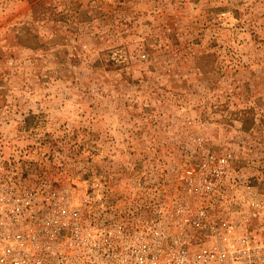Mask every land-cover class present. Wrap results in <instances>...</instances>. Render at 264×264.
Wrapping results in <instances>:
<instances>
[{"label": "rangeland", "instance_id": "rangeland-1", "mask_svg": "<svg viewBox=\"0 0 264 264\" xmlns=\"http://www.w3.org/2000/svg\"><path fill=\"white\" fill-rule=\"evenodd\" d=\"M2 131L71 180L204 137L264 190V0H0Z\"/></svg>", "mask_w": 264, "mask_h": 264}, {"label": "built area", "instance_id": "built-area-1", "mask_svg": "<svg viewBox=\"0 0 264 264\" xmlns=\"http://www.w3.org/2000/svg\"><path fill=\"white\" fill-rule=\"evenodd\" d=\"M190 141L169 165L71 180L0 132V264H264V190L232 150Z\"/></svg>", "mask_w": 264, "mask_h": 264}]
</instances>
